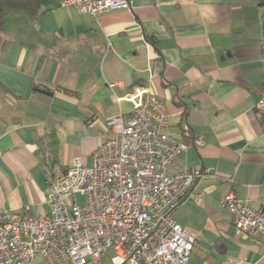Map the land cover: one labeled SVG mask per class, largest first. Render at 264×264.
Returning a JSON list of instances; mask_svg holds the SVG:
<instances>
[{"label": "crops", "instance_id": "0c3cea01", "mask_svg": "<svg viewBox=\"0 0 264 264\" xmlns=\"http://www.w3.org/2000/svg\"><path fill=\"white\" fill-rule=\"evenodd\" d=\"M61 1L40 0L35 17L8 12L0 33V210L48 214L41 135L53 179L75 157L90 166L112 135L106 121L126 118L128 97L147 87L168 110L170 137L186 144L167 173L211 172L171 213L194 239L187 264H264V240L239 237L220 204L232 192L264 213V125L255 110L264 0H131L129 10L97 19ZM156 59L162 71L150 81Z\"/></svg>", "mask_w": 264, "mask_h": 264}, {"label": "built area", "instance_id": "2783aa9c", "mask_svg": "<svg viewBox=\"0 0 264 264\" xmlns=\"http://www.w3.org/2000/svg\"><path fill=\"white\" fill-rule=\"evenodd\" d=\"M97 19L129 10L131 0H62ZM162 71L156 59L149 80ZM121 99H117L119 102ZM132 111L106 121L112 135L91 155L90 166L75 157L53 179L52 156L46 132L39 151L50 183L49 213L0 210V264H187L194 239L171 217L172 211L208 170L168 168L186 144L168 134L170 115L164 103L146 87L128 97ZM264 125V92L255 104ZM182 135L189 138L187 123ZM232 182L231 179L227 180ZM236 234L264 240V213L229 192L220 201Z\"/></svg>", "mask_w": 264, "mask_h": 264}, {"label": "trees", "instance_id": "16d2710c", "mask_svg": "<svg viewBox=\"0 0 264 264\" xmlns=\"http://www.w3.org/2000/svg\"><path fill=\"white\" fill-rule=\"evenodd\" d=\"M10 11H22L32 17L42 14L40 0H0V33L4 27L5 17Z\"/></svg>", "mask_w": 264, "mask_h": 264}, {"label": "water", "instance_id": "95a60500", "mask_svg": "<svg viewBox=\"0 0 264 264\" xmlns=\"http://www.w3.org/2000/svg\"><path fill=\"white\" fill-rule=\"evenodd\" d=\"M42 93H45V92H42Z\"/></svg>", "mask_w": 264, "mask_h": 264}]
</instances>
